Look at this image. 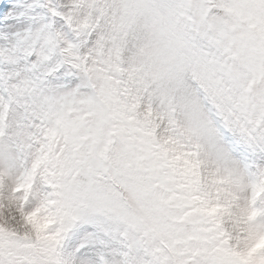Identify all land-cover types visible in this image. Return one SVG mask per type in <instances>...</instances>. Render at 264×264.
<instances>
[{"label": "snow or ice", "instance_id": "1", "mask_svg": "<svg viewBox=\"0 0 264 264\" xmlns=\"http://www.w3.org/2000/svg\"><path fill=\"white\" fill-rule=\"evenodd\" d=\"M0 264H264V0H0Z\"/></svg>", "mask_w": 264, "mask_h": 264}]
</instances>
